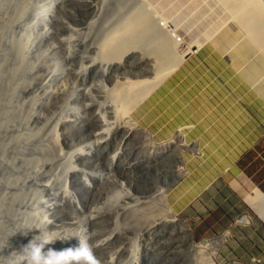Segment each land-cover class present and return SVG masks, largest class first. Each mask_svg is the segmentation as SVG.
Here are the masks:
<instances>
[{"label": "rangeland", "instance_id": "1", "mask_svg": "<svg viewBox=\"0 0 264 264\" xmlns=\"http://www.w3.org/2000/svg\"><path fill=\"white\" fill-rule=\"evenodd\" d=\"M76 1L80 3L67 0L64 3L62 1L61 6H54V0H0V258H8L13 252L20 251L23 245L40 234V230L55 231L54 235L61 238L73 236L47 245L45 253L49 248L59 251L78 246L79 238H86L83 225L86 224L85 228L91 234L97 235L104 232L102 229L107 230L101 228V224L105 226L104 220L95 228V232L90 222V225L87 221L85 223V216L91 214L92 210H101L109 204L120 212L128 201L134 207L132 212H148L146 197L149 195H145L146 192L153 190L151 192L156 194L158 186H164L163 189L168 187L167 200L176 214L177 224L185 226L186 231L176 226L149 236L145 232L148 223L146 218L138 225L133 222L128 228H122L121 225L120 229H124L125 234L128 231V240L117 245L119 252L124 249L128 251L124 264H130L131 256L128 255L133 251L140 252L139 264H196L193 260L199 264L201 259L193 245L222 239L228 233L229 239L219 248L216 257L218 264H264L262 225L254 226L253 218L247 211L241 212L227 225L224 214L227 209L222 207L228 206L229 201L219 199L221 192L227 188L243 203L244 195L253 187L242 173L234 181H231L233 178L230 175L225 180H217L225 172L221 166L228 161V147L210 145L204 150L203 146L198 148L196 145L194 148V143H198L196 133L185 139L184 136L178 137L179 143H170L171 146L168 143L173 138L163 140L151 135L159 148H172L163 151L153 149L150 152L146 144L143 145L144 149L143 146L138 148L137 137L128 143L129 146L118 156L119 160L112 162L118 154L117 146L123 134L107 146L108 151L99 150L92 159L73 158V153L87 154L88 148L94 143L88 127L83 131L78 128L79 118H89L87 106L92 104V99L100 103L105 93L100 94L99 69L89 70L90 62L96 58L94 52L89 53V47L86 46L83 53L78 54L66 43L82 35L87 45L91 46L88 35L84 36L85 31H81L86 27L84 24H87L92 26V34L95 33L94 36L99 38L94 41L95 45H99L106 35L120 25L129 9L140 2L124 0L120 4L122 0ZM191 19H185L184 16L179 22L165 19L168 31H162L154 39L141 41L140 46L130 48L129 62L123 63L113 73L111 70L112 76L133 80L137 76H144L139 79L150 78V75L152 77L155 74L156 58L151 56V51L155 48V41L164 40L172 34L189 43L186 33L190 32L188 28H192L188 25ZM76 21H80V24H76ZM111 21L112 24L109 23ZM168 32L171 33L164 34ZM214 47L217 48L216 45ZM222 47L218 49L225 52V47ZM228 56L237 66L239 88H248L249 91L252 87L254 90V113L264 114V98L247 75L253 64L264 70V63L257 57L253 58L250 52L247 54L244 46L240 52H229ZM68 57L75 63L69 64ZM65 59L70 71L62 65ZM63 69L64 74L54 87L53 79ZM44 79L47 80L42 82ZM45 84L51 87L49 90L60 89L63 92L64 98L59 105H55L51 98L43 97ZM28 88H34L36 92L31 93L27 91ZM87 93L91 95V100L86 99ZM241 111L242 107L239 106L238 112ZM140 112V109L135 110L132 115L134 121L143 131L151 132L152 117ZM37 116L40 117L39 122L32 120V117ZM220 149L222 152L219 153ZM195 150H199V153L196 154ZM181 161L184 162L187 174L179 176ZM70 169L73 173L67 178ZM88 176H107L108 184L93 181L91 191L83 186ZM45 184L51 185L52 190L46 191L43 188ZM124 185L127 191L139 198V202L125 200L128 195ZM65 195L75 199L79 208L48 213L46 206ZM52 214L49 220L54 221V225L44 226V218ZM255 215L260 218L257 213ZM0 264H7V261L0 259Z\"/></svg>", "mask_w": 264, "mask_h": 264}, {"label": "bare ground", "instance_id": "2", "mask_svg": "<svg viewBox=\"0 0 264 264\" xmlns=\"http://www.w3.org/2000/svg\"><path fill=\"white\" fill-rule=\"evenodd\" d=\"M62 1L63 3L67 2V0H54V6H61ZM70 1L78 4L80 3L76 0H69V2ZM123 2L124 0H122L120 4ZM263 3V0H140L137 5L135 4L136 6L134 8L129 9L130 11L125 14L124 18L122 17L123 20L121 23L117 19L120 25L116 22L115 24L119 26L117 25L118 27L115 30L111 31L109 34L107 33L108 35L104 37L99 45H95L96 42L94 41H97L99 38L94 36L95 33L92 34V26L84 24L86 27L85 29H81V31H85V34H83L84 36L88 35V41L91 43V46L87 45L82 35H79V39L77 37L73 38L74 40L66 44L71 46L74 52L78 54L83 53L82 50L86 48V46L89 47V53L92 51L94 52L96 58L90 62L89 70L99 69L101 78L99 87L102 88L100 94L105 93V95L101 97L102 101L100 103L96 102L95 99L91 100V95L89 93L85 95L86 99L91 100L92 104L87 106L89 118L87 117L85 119L81 116L79 118L80 127L78 128L82 131L89 128L92 132L91 136L94 143L88 148L87 154L75 155V153H73V158L83 157L86 159L82 160L92 159L95 153H98L99 150H107V146H109L111 142H116L123 134L117 146L118 154L114 156L112 162L119 160L118 156L121 152L129 146V142H132L137 137H139L138 148L146 144L145 146L150 147V152L153 149H161L163 151L172 148L170 144V146H166L165 148H161V146L159 148L151 139L150 134L143 131L134 121L132 117L133 113L190 55L194 54L200 44L211 42L215 44L217 48L224 46L225 52H232V54L240 52L244 46L246 47L247 54L250 52L253 58L256 59L257 57L264 63ZM183 16L185 19L186 17L192 18L188 22L189 27L192 28H188L190 32L186 33L189 38V43H185L181 37H175L172 34L167 36L164 40H156L154 43L155 48L151 51V56L156 58L155 74H153L152 77L150 75V78L139 79L144 76H137L135 80H133L127 78L122 79L120 76H112L111 70L113 73L115 69L121 68L123 63L126 64V62H129L131 58L129 57L130 48L133 46H140L139 43L141 41L154 39V36L160 35L162 31H168L169 26L165 19H167V21L174 22L177 20L179 22L180 19H183ZM109 23L112 24V21ZM76 24H80V21H76ZM188 25L186 26L188 27ZM113 27L114 23L112 28ZM170 33L171 32L164 34L169 35ZM84 53L87 52L84 51ZM68 63L74 64L75 61L71 57H68ZM62 65L66 66L68 71H70L66 59L62 62ZM252 67L253 68L249 69L247 72L248 78L253 81L257 91L264 98V70L257 64H253ZM63 74L64 69L59 75L54 77V87L57 86ZM75 75H77V73ZM46 80L47 79H44L42 82ZM27 85L29 84L27 83ZM44 86L43 97L51 98L55 102V105H59V102L64 98L63 92L60 89L49 90L51 87L46 84ZM109 86L111 88H109ZM34 88L38 90L36 87ZM34 88H28L27 91L31 93L36 92L33 90ZM34 119L38 122L40 121L39 116H37V118L32 117V120ZM110 120L114 122L111 123ZM179 137L183 138L182 135H179ZM184 145L185 142H183V147ZM145 146L142 148L144 149ZM180 149H182V147ZM188 150L190 151L191 149ZM180 152L183 151L180 150ZM195 152L196 154L199 153L198 150H195ZM183 163L184 162L181 161L178 167L179 172H177L179 176L187 174V170L185 166H183ZM71 173H73V171L70 169L67 172V178ZM107 180V176H88L83 186L93 191V181L106 183ZM156 185L158 186L157 183ZM167 186L169 185L167 184ZM162 187L158 186L155 190L156 194L151 192L153 190H150L149 193L146 192L145 195H149L148 198L146 197L149 205L148 212H132L131 210L134 207L127 201L125 207L120 209L121 213L117 208H113L111 205L108 206V204L101 210H92L91 214L89 213L88 216H85V223L86 221L88 224L89 222L91 223V225H89L93 227V232H95V228L99 223L101 224L103 220L105 226L101 224V228H107V230L105 229L106 231L102 229L101 231L104 232H99L96 235L89 233L88 228H85L87 227L85 226L86 224L83 225V234L87 239L89 238L88 242L90 240L91 244L94 245L93 251L101 262H105V264H124L125 254L128 251L124 249L119 252L117 245L118 243L121 244V242L128 240V231L125 234L124 229H120L121 225L122 228H128L133 222L138 225L146 218L148 223L147 226L145 225V232L149 236H153V233L157 231H166L169 227L175 228L178 226L181 230L186 229L182 224H177L178 220L176 219V214L167 200L166 189L168 187H166V189ZM43 188L46 191L52 190L51 185L47 184H45ZM125 191H127L126 188ZM127 195L125 200L127 199L133 203L140 201L138 200L139 198H136L130 191H127ZM67 196L68 195H65L58 200L55 199L53 203L47 205L46 210H48V213H56L57 210L66 208L77 210L79 204L75 199ZM149 200H152V202L149 203ZM252 201L255 211L264 221V195L259 190H255ZM52 216L53 214L48 218H44V226L54 225V221L49 220ZM62 216L63 215H61V217ZM109 229L112 230L108 231ZM185 231L183 232L185 233ZM229 236L230 234L228 233L222 239H216L217 242L215 240L212 242L207 241L203 245H193L195 247L193 249L197 250L198 258L201 259L199 264H218L216 257L219 254V248L222 247V244L226 243ZM112 252L114 254H112ZM128 256H131L130 264H139V261H141L139 251H133ZM193 261L197 264L196 260Z\"/></svg>", "mask_w": 264, "mask_h": 264}, {"label": "crops", "instance_id": "3", "mask_svg": "<svg viewBox=\"0 0 264 264\" xmlns=\"http://www.w3.org/2000/svg\"><path fill=\"white\" fill-rule=\"evenodd\" d=\"M227 54L212 45L197 48L137 110L152 117L151 132L147 131L150 136L173 138L168 144L179 143V135L185 139L196 133L198 143L194 146L198 148L228 147V161L221 166L225 172L217 180L230 175L234 181L242 173L253 187L244 195L243 203L227 188L221 192L219 199L229 201L228 206L222 207L227 209V225L247 211L254 226L260 224L264 228L252 201L255 190L264 195V114L254 113V90L239 88L237 66Z\"/></svg>", "mask_w": 264, "mask_h": 264}, {"label": "clouds", "instance_id": "4", "mask_svg": "<svg viewBox=\"0 0 264 264\" xmlns=\"http://www.w3.org/2000/svg\"><path fill=\"white\" fill-rule=\"evenodd\" d=\"M54 232L40 230V234L23 245L20 251L13 252L8 258L0 259H5L7 264H102L93 251L94 245L90 244L87 238H79L78 246L59 251L49 248L45 253L44 249L47 245L53 244L58 239L68 240L73 237L61 238L54 235ZM24 234L27 235V232Z\"/></svg>", "mask_w": 264, "mask_h": 264}]
</instances>
